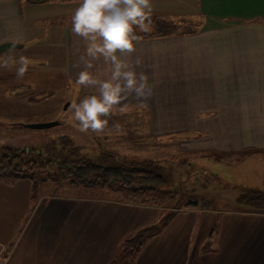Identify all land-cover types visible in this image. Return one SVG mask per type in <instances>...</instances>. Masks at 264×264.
Returning <instances> with one entry per match:
<instances>
[{
	"label": "crops",
	"instance_id": "0c3cea01",
	"mask_svg": "<svg viewBox=\"0 0 264 264\" xmlns=\"http://www.w3.org/2000/svg\"><path fill=\"white\" fill-rule=\"evenodd\" d=\"M81 2L0 0V44L21 43L24 50L38 45L25 47L29 41L63 39L73 59L70 79L76 82L85 42L71 32V17ZM151 3L152 15L196 27L141 39L128 58L142 61L137 72L145 71L153 90L164 89L165 98L146 100L140 111L124 116L147 120V104L164 110L172 105L175 111H162L160 120L224 122L222 129L208 130L213 140L217 136L224 143L209 140V147L223 154L243 153L241 164L230 168L247 169L254 177L244 188L264 192V0ZM50 22L59 26L42 29ZM75 89L74 98L79 90L85 96L94 92L79 85ZM167 90H177V95L172 98ZM126 103L141 107L134 96ZM112 116L119 121L117 112ZM64 183L45 181L33 192L28 178L0 180L2 264H129L126 255L118 260L124 240L153 224L162 209L112 197L100 187H77L85 192L73 194ZM48 185L64 191L56 193ZM133 264H264V211L180 208Z\"/></svg>",
	"mask_w": 264,
	"mask_h": 264
},
{
	"label": "rangeland",
	"instance_id": "374dc122",
	"mask_svg": "<svg viewBox=\"0 0 264 264\" xmlns=\"http://www.w3.org/2000/svg\"><path fill=\"white\" fill-rule=\"evenodd\" d=\"M58 24L43 23L42 29H55ZM195 27L188 23L177 29L183 31ZM136 31L140 32L138 29ZM30 43L38 45L33 49L14 48L0 53V64L4 60L9 61L8 67L0 66V141H3L0 143V154L4 153L5 147L27 148L59 160L78 150L80 157L104 167L148 161L149 169L157 171L165 179V184L156 195L149 196V200L153 198L154 202L147 204L160 207L161 212L183 208L191 201L214 209L248 210L240 205L238 198L248 192L244 188L245 182L254 176L245 173L247 169L243 167L231 169L229 166L241 164L243 153L223 154L212 151L208 144L209 140L214 141L215 145L224 143V138L215 136L213 140L208 133L211 129H222L224 122L164 121L159 119L162 111L173 112L175 110L171 108L175 107L171 105L164 110L165 107L147 104V120L129 121V116L117 111L121 120L110 117L111 134L82 133L69 119L72 103H78L85 95L79 90L74 98V92L78 89H75L76 82L70 79L69 69L73 59L67 42L50 37L46 42L29 41L25 47L29 48ZM21 55L27 56L33 63L24 77L18 79L12 59H18ZM167 91L172 98L177 95V90ZM164 95V89L153 90L151 98L147 100L154 101L156 98L161 101ZM137 108L142 107L129 106L125 113L140 111ZM149 111L154 114L153 120H149ZM56 122V125L48 128L30 127ZM115 124L120 125L119 132L113 127ZM43 182L38 183V189ZM70 185L67 183L66 187ZM71 186L73 194L85 192L84 188ZM48 188L52 187L48 185ZM51 190L61 193L64 188ZM108 190L112 197L129 198L128 194L125 196L122 192ZM125 255L130 257L131 252H123Z\"/></svg>",
	"mask_w": 264,
	"mask_h": 264
},
{
	"label": "clouds",
	"instance_id": "9594fccd",
	"mask_svg": "<svg viewBox=\"0 0 264 264\" xmlns=\"http://www.w3.org/2000/svg\"><path fill=\"white\" fill-rule=\"evenodd\" d=\"M151 0H82L71 17V32L85 42L79 56L76 84L94 89L78 103L73 102L69 119L82 133L111 134L109 119L117 111L129 110L126 101L136 97L141 101L151 98L153 83L145 71L137 72L142 61L128 57L136 51L142 37L152 25ZM12 59V58H10ZM33 63L27 56L12 59L16 76L23 78ZM2 67H8L4 60ZM117 132L120 125L113 126ZM3 143V141H0Z\"/></svg>",
	"mask_w": 264,
	"mask_h": 264
},
{
	"label": "trees",
	"instance_id": "16d2710c",
	"mask_svg": "<svg viewBox=\"0 0 264 264\" xmlns=\"http://www.w3.org/2000/svg\"><path fill=\"white\" fill-rule=\"evenodd\" d=\"M185 25L184 21L174 23L163 17L152 15V25L148 32H138L143 37H159L181 33L177 27ZM185 32L182 31V33ZM0 154V180L17 181L22 178L31 179L33 192H36L38 183L47 180L66 182L75 187H100L122 192L128 200L138 204H152L156 192L165 184L164 177L155 170L149 169L150 162L119 164L104 167L90 159L80 157L78 150L75 154L66 155L62 159H55L44 155L36 149L5 147ZM34 196V195H33ZM127 198V197H126ZM158 202V201H156ZM238 202L255 212L264 211V192L248 191L239 196ZM155 204V203H154ZM159 205L158 203H156ZM185 207H201L196 201H191ZM177 210L161 212L158 219L151 225L137 230L123 242L122 252H131L129 264H133L136 255L146 242L159 234L170 220L177 214ZM118 261H115L116 264Z\"/></svg>",
	"mask_w": 264,
	"mask_h": 264
},
{
	"label": "water",
	"instance_id": "95a60500",
	"mask_svg": "<svg viewBox=\"0 0 264 264\" xmlns=\"http://www.w3.org/2000/svg\"><path fill=\"white\" fill-rule=\"evenodd\" d=\"M22 44L16 43V42H5L0 44V53L7 51V50H11L14 48H21ZM56 123H40V124H33L30 127L32 128H48L51 126L56 125Z\"/></svg>",
	"mask_w": 264,
	"mask_h": 264
},
{
	"label": "built area",
	"instance_id": "2783aa9c",
	"mask_svg": "<svg viewBox=\"0 0 264 264\" xmlns=\"http://www.w3.org/2000/svg\"><path fill=\"white\" fill-rule=\"evenodd\" d=\"M6 259V256L4 255V247L0 245V264H2Z\"/></svg>",
	"mask_w": 264,
	"mask_h": 264
}]
</instances>
